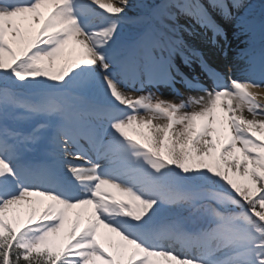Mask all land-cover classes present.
<instances>
[{
	"label": "snow or ice",
	"instance_id": "obj_1",
	"mask_svg": "<svg viewBox=\"0 0 264 264\" xmlns=\"http://www.w3.org/2000/svg\"><path fill=\"white\" fill-rule=\"evenodd\" d=\"M240 6L0 0V264H264V20L242 79L181 35Z\"/></svg>",
	"mask_w": 264,
	"mask_h": 264
},
{
	"label": "bare ground",
	"instance_id": "obj_2",
	"mask_svg": "<svg viewBox=\"0 0 264 264\" xmlns=\"http://www.w3.org/2000/svg\"><path fill=\"white\" fill-rule=\"evenodd\" d=\"M136 7L130 12L133 15L141 13V8L146 4V0H133ZM236 9H232L234 19L226 20L222 17L221 20L225 24L227 31L230 32L232 40L226 34L225 38L218 37L216 42H213L212 34L202 31L195 25V22L181 17L180 23L189 31H192V26L195 25V30L189 35V32H183L187 36L190 44L195 48L207 50V55L210 62L215 66L218 72L222 73L226 78L233 77L242 79L244 78L245 56L248 50V36L241 28V22L244 20L256 21L259 23L264 20V14L259 15L257 18L248 19L247 17H238L235 13ZM181 33V35H184ZM73 210L72 218L75 220V213ZM83 222H87V213L83 217Z\"/></svg>",
	"mask_w": 264,
	"mask_h": 264
},
{
	"label": "rangeland",
	"instance_id": "obj_3",
	"mask_svg": "<svg viewBox=\"0 0 264 264\" xmlns=\"http://www.w3.org/2000/svg\"><path fill=\"white\" fill-rule=\"evenodd\" d=\"M255 5V2L253 3V6ZM254 9V8H253ZM252 15V14H251ZM148 92H151V93H153L154 95H156V96H159L160 98H162V99H165V100H170V101H174V102H176V103H178L177 101V99H175V98H173L172 96H171V94L169 93V92H167V91H157V90H151V91H147L146 93H144V94H147Z\"/></svg>",
	"mask_w": 264,
	"mask_h": 264
}]
</instances>
